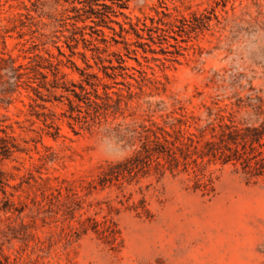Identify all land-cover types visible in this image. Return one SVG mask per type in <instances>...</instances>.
I'll list each match as a JSON object with an SVG mask.
<instances>
[{
    "label": "rangeland",
    "instance_id": "rangeland-1",
    "mask_svg": "<svg viewBox=\"0 0 264 264\" xmlns=\"http://www.w3.org/2000/svg\"><path fill=\"white\" fill-rule=\"evenodd\" d=\"M84 1L0 0V264H264V176L195 154L216 96L240 101V126L263 121L249 106L264 109V0H106V25ZM73 33L100 107L14 86L5 60L33 54L61 60L69 90L81 83L55 48L70 55ZM119 56L114 84L101 66ZM161 135L190 150L187 168L137 159Z\"/></svg>",
    "mask_w": 264,
    "mask_h": 264
},
{
    "label": "trees",
    "instance_id": "trees-1",
    "mask_svg": "<svg viewBox=\"0 0 264 264\" xmlns=\"http://www.w3.org/2000/svg\"><path fill=\"white\" fill-rule=\"evenodd\" d=\"M104 1L106 0H85L84 8H81L79 11L82 10L85 13L86 19H91L92 16H94L98 20V23L106 25L107 20H109V13L112 12V7L107 5ZM107 1H110L112 4L115 3V0ZM118 7L122 8L123 6ZM79 16H82V14H79ZM92 21L94 22V20ZM97 22H94L96 26L99 25ZM97 32L102 34L100 30H97ZM77 41L75 33L65 37V45L70 50V55L63 53L61 47L55 46L58 54L66 59L63 64L65 66L68 64L69 68L77 71L81 76V83L74 84L69 82L73 89L69 90L66 86V74L61 71L62 61L50 54H48L47 57H43L39 54L28 56V62L25 66L20 65L15 67L13 65V59L8 58L5 60V62L10 64L9 71L15 81L14 86H18L16 83L17 81L20 82L22 79H25L28 88L34 92L37 99L43 103L56 99L54 91L62 89L65 92L72 93L79 102H84L87 107H100L99 101L102 100V98L96 93V85L91 80V78L99 80L98 76L89 73L88 70L92 67L88 64L85 54L74 51V44L77 43ZM78 54L85 64V68L83 69L77 67L75 62L72 61V57ZM101 63L103 62L101 61ZM108 63L110 64H102L101 69L104 71L105 77L113 80L114 84H118L116 78L118 76L124 77V73L122 72L126 70L123 65L124 60L119 56L117 58V66L112 65L110 60H108ZM47 70L52 76L50 84L47 83L48 74L44 72ZM109 70L111 72H109ZM116 70H118V72H116ZM32 83H36V85L33 86ZM120 84L124 83L121 82ZM48 85L49 88H47ZM87 86L92 88L93 91H89L86 88ZM76 88L79 89V92L76 91ZM40 89H45L48 95L45 96L42 94ZM113 94L120 97L118 92H113ZM105 97L110 98V95L106 93ZM67 100L70 110L73 112L75 106L74 101L70 98H67ZM221 102L222 100H220V97L216 96L212 100L211 106L207 108L208 118L206 124L199 128V140L203 139L207 134L210 135V138L204 140L203 146L199 148V150H195V154L199 159L206 158L208 162L219 161L222 164L238 163L250 176L263 177L264 150H257V146L260 148L264 147V109L261 99L258 97L255 98L254 104L249 106L255 115L263 117V121L259 127L240 126L236 121L235 113L237 109L241 108L240 101L225 105H221ZM42 108L44 109L45 107ZM77 111L80 112L79 110ZM261 140L262 143H260ZM183 147V143H180L177 139L171 141L165 135L155 136L150 145H144L142 150H138L137 159L138 157H142V159L151 161L160 168L167 167L168 169H174L180 165L186 166L185 168H187V159L191 158V153L190 150H183ZM5 151L6 150H2L0 152V159L7 158L8 154ZM137 159L134 158L133 161H137ZM130 161L132 162V159ZM196 161L197 159L193 160L194 163H196ZM0 191L5 193L1 172Z\"/></svg>",
    "mask_w": 264,
    "mask_h": 264
}]
</instances>
